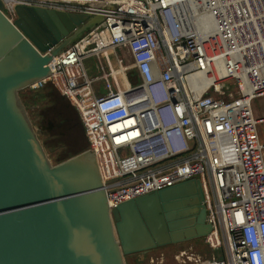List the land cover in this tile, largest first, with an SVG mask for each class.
Returning a JSON list of instances; mask_svg holds the SVG:
<instances>
[{
  "label": "built area",
  "instance_id": "built-area-1",
  "mask_svg": "<svg viewBox=\"0 0 264 264\" xmlns=\"http://www.w3.org/2000/svg\"><path fill=\"white\" fill-rule=\"evenodd\" d=\"M3 1L12 19L17 4L104 16L29 89L51 84L76 109L110 205L198 178L213 225L205 241L225 257L194 264H264V116L253 107L264 87L240 84H264V0Z\"/></svg>",
  "mask_w": 264,
  "mask_h": 264
},
{
  "label": "water",
  "instance_id": "water-1",
  "mask_svg": "<svg viewBox=\"0 0 264 264\" xmlns=\"http://www.w3.org/2000/svg\"><path fill=\"white\" fill-rule=\"evenodd\" d=\"M103 20L22 4L12 19L0 0V264H128L213 229L198 178L111 206L89 144L57 164L48 156L21 90Z\"/></svg>",
  "mask_w": 264,
  "mask_h": 264
},
{
  "label": "flooded vegetation",
  "instance_id": "flooded-vegetation-1",
  "mask_svg": "<svg viewBox=\"0 0 264 264\" xmlns=\"http://www.w3.org/2000/svg\"><path fill=\"white\" fill-rule=\"evenodd\" d=\"M39 97L40 99L45 100V104L41 106L38 105V107L33 104L31 105L30 101ZM23 101L26 107L27 102H29L27 109H32V111L36 113L33 117H31V112L29 115L45 148L47 145L52 144L57 136H61L65 143H67V151L62 153V157L70 151H74L76 153L78 150L89 144L85 133V127L78 112L73 105L58 92V90L57 92L44 91L41 93L30 94L28 97L26 96ZM183 242L173 244L180 245ZM162 247L149 250L144 258H141L140 254L130 255L127 257L128 264L134 261L135 264H143L147 261H151L152 264H166L167 256H173V258H177L179 260V253L183 257L186 256L187 260L185 261L183 259L184 262L188 261L190 263H194L193 258L196 257V255L190 256L187 254L188 250L179 249V253L176 255V248H171L169 251H165L161 249ZM173 250L175 251L172 252ZM169 252L171 255H169ZM151 255H153V257H150Z\"/></svg>",
  "mask_w": 264,
  "mask_h": 264
},
{
  "label": "rangeland",
  "instance_id": "rangeland-1",
  "mask_svg": "<svg viewBox=\"0 0 264 264\" xmlns=\"http://www.w3.org/2000/svg\"><path fill=\"white\" fill-rule=\"evenodd\" d=\"M10 16H12V15H10ZM13 19H15V17ZM84 62H85V65L87 67L89 76L90 77L96 76L98 73L96 71L97 68H96L95 57H88L85 59ZM226 83H227L226 86L228 87V89H227L228 94H231L234 97L239 96L241 94V90H240V87L237 84V82L229 81ZM98 84L102 85V83H98ZM44 91H51V92L55 91V92H57V89L51 84H47L46 86H44L42 88L35 89V90H30L29 88H25V89L21 90V96L24 99L26 96L28 97L30 94L41 93ZM44 101H45L44 99H40V97H39L37 99L31 100L30 103H31V105L33 104V105L38 107V105L39 106L44 105L45 104ZM28 105H29V102H27V107H28ZM253 107H254L255 114L260 115V116H264V97L256 98L253 102ZM30 112L32 113L31 117H33V115L36 114L34 111H32V109H30V110L28 109L29 114H30ZM259 134H260V141L262 143H264V122L259 125ZM87 146L88 145H86V147L78 150L77 152H81L82 150L87 148ZM45 149H46L47 154L50 157L53 164H57V163L65 160L67 158H70L76 154L74 151H70L64 157H62V153L64 151H67V143H65L64 139L61 136H57V138L54 140V142L52 144L47 145ZM205 238H206V236L195 238V239H192L190 241L183 242L180 245H176V244L170 245L169 244V245L163 246L161 249H163L165 251H169L173 246H175V248L179 247L180 250H183V249L188 250L187 254H189L190 256L200 255L203 258H211L213 255L216 256L219 253V251L221 250V247H219V248L218 247L217 248L210 247L206 243ZM189 251L192 253H190ZM178 253L179 252L177 250L176 255ZM169 255H171L170 252H169ZM179 256H180L179 260L177 258H174L176 260L174 263L171 262V263H166V264H194V263H190L188 261L184 262L183 259L185 261L187 260L186 256L182 257L180 253H179ZM150 257H153V255H151ZM168 259L169 258H167V260ZM129 264H135V261L130 262ZM143 264H152V262L147 261V262H144Z\"/></svg>",
  "mask_w": 264,
  "mask_h": 264
},
{
  "label": "bare ground",
  "instance_id": "bare-ground-1",
  "mask_svg": "<svg viewBox=\"0 0 264 264\" xmlns=\"http://www.w3.org/2000/svg\"><path fill=\"white\" fill-rule=\"evenodd\" d=\"M11 1H13V0H11ZM184 16L185 15H183L182 17H184ZM53 64H54V58L51 62L52 67H53ZM230 75H232V73L227 69H225L223 71L216 70V71L212 72V74L210 76L206 77V80L204 82V88L209 87L211 85H217L220 81L224 80L227 76H230ZM197 77L198 76H196V78ZM240 84H241L242 88H244L245 91H249V93H251V91L253 89H259V88L264 87V84H257L256 83L254 85V87L247 88L243 81H240Z\"/></svg>",
  "mask_w": 264,
  "mask_h": 264
},
{
  "label": "trees",
  "instance_id": "trees-1",
  "mask_svg": "<svg viewBox=\"0 0 264 264\" xmlns=\"http://www.w3.org/2000/svg\"><path fill=\"white\" fill-rule=\"evenodd\" d=\"M173 249H175V247H172ZM180 248L179 247H176V251L179 250ZM175 250H173L172 252H174ZM217 258H224L225 257V254H224V250L223 248H221V250L219 251V253L216 255ZM167 258H169L167 260ZM166 260H167V263H171V262H175L176 260L173 258V256H167Z\"/></svg>",
  "mask_w": 264,
  "mask_h": 264
},
{
  "label": "clouds",
  "instance_id": "clouds-1",
  "mask_svg": "<svg viewBox=\"0 0 264 264\" xmlns=\"http://www.w3.org/2000/svg\"><path fill=\"white\" fill-rule=\"evenodd\" d=\"M262 229V228H261ZM262 232L264 233V231L262 230Z\"/></svg>",
  "mask_w": 264,
  "mask_h": 264
}]
</instances>
